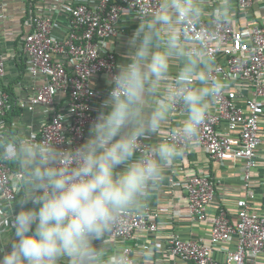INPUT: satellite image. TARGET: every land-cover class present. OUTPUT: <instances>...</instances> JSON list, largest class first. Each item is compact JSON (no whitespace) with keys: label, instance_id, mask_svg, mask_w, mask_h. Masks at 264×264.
<instances>
[{"label":"clouds","instance_id":"1","mask_svg":"<svg viewBox=\"0 0 264 264\" xmlns=\"http://www.w3.org/2000/svg\"><path fill=\"white\" fill-rule=\"evenodd\" d=\"M232 10V0H157L137 12L125 62L75 147L37 142L23 123L0 130V163L20 170L13 201L0 202V237L8 234L0 264H149L154 250L111 252L108 237L197 146L210 104L227 87L213 77L210 47ZM177 106L184 119L172 128Z\"/></svg>","mask_w":264,"mask_h":264},{"label":"built area","instance_id":"2","mask_svg":"<svg viewBox=\"0 0 264 264\" xmlns=\"http://www.w3.org/2000/svg\"><path fill=\"white\" fill-rule=\"evenodd\" d=\"M253 1L236 0V6L242 14H249ZM156 3L157 0H85L68 6L64 13L65 33L61 38L52 33L49 14L33 15L26 21L30 31L25 34L22 47L28 59L27 69L42 82L20 106L33 110L43 103L55 109L58 100L63 105L54 110L42 126L39 137L35 138L37 142L48 141L66 148L84 141L87 127L97 116L92 105L96 91L90 78L106 74L109 81L118 64L116 54L105 47L108 40L117 35L121 16L151 11ZM59 52L67 54L66 61L53 58ZM210 54L215 61L213 77L223 80L227 87L210 104L196 143L216 161H241L243 188L252 198L249 173L256 166L259 154L264 162L261 121L264 114V27L258 24L236 27L232 21L220 29V39L210 47ZM4 66L0 53V78ZM1 85L0 125L10 108L8 95ZM246 86H251L250 95L244 93ZM173 112L184 115L179 106ZM13 175L8 163H0V198L7 201H13L16 196L11 184ZM182 186L187 195L189 217L207 222L209 234L207 242L172 234L169 253L173 257L184 264H245L246 259L264 257V214L251 210L246 198L236 200L234 219L228 215L227 206L222 205L210 216L211 205L223 183L207 174H191ZM157 215L147 208L141 212L133 210L119 222L110 237L128 240L137 230L153 232L158 224ZM218 247H222L219 258L215 253ZM121 251L133 252L127 245Z\"/></svg>","mask_w":264,"mask_h":264},{"label":"crops","instance_id":"3","mask_svg":"<svg viewBox=\"0 0 264 264\" xmlns=\"http://www.w3.org/2000/svg\"><path fill=\"white\" fill-rule=\"evenodd\" d=\"M85 0H0V53L4 58V74L0 78L3 86L11 88L13 92V102L10 104L20 106V103L30 98L36 88L41 84L39 77H33L28 71V59L23 51L22 43L26 33L30 31V26L26 21L33 15L49 14L52 18V33L61 38L64 35L66 19L64 16L68 6H75ZM212 2V0L210 1ZM232 21L236 27L246 24H258L264 27V0H254L249 14H242L236 6V0H232ZM138 20L136 14H125L120 17L117 24L118 33L108 40L105 47L116 54L118 64L124 61V54L127 52V39L132 35L137 27ZM55 60H67L65 52L55 53ZM117 70V68H116ZM108 75L95 74L90 78L91 85L96 91V96L92 101L94 113L97 115L101 109L102 102L108 97ZM244 93L250 95L251 86L244 87ZM62 101V97L60 96ZM15 103V104H14ZM10 105V107H11ZM53 109L46 104H38L33 110L22 108L15 112L10 124L2 123L0 130L15 129V126L26 124L32 132L34 138H38L42 126L50 119L54 110L63 107L60 100ZM21 107V106H20ZM10 109V108H9ZM8 109V110H9ZM64 110V109H63ZM184 119V115L175 112L170 113L168 126L174 128ZM264 126V114L262 116ZM89 125L86 129L85 138L89 135ZM159 137L147 141L154 144ZM20 171L17 167L14 173ZM21 176L23 173H20ZM191 174H207L216 181L223 183V187L218 189L216 198L211 205L212 216L218 206H227L228 215L234 219L236 207L235 202L239 198H246L250 209L264 214V162L261 154L258 156L256 166L250 171L249 189L253 197L247 196V191L243 188V164L241 161L214 160L210 158L205 150L198 144L195 148L188 147L183 155L178 158L166 171L164 179L159 188L151 194L149 199L134 211L141 212L144 208L157 213V228L153 232L137 230L130 239L122 240L108 237L112 248L108 251L115 252L124 246H130L132 253L137 250H154L152 260L149 264H184L169 253V239L172 234H179L184 238L199 239L208 241L209 224L194 221L188 215L187 195L182 186L185 178ZM0 202L10 203L0 198ZM7 233L0 240H5ZM103 247V246H102ZM222 247H218L216 256L221 257ZM105 253L102 252L103 256ZM245 264H264V257L257 259H246Z\"/></svg>","mask_w":264,"mask_h":264},{"label":"trees","instance_id":"4","mask_svg":"<svg viewBox=\"0 0 264 264\" xmlns=\"http://www.w3.org/2000/svg\"><path fill=\"white\" fill-rule=\"evenodd\" d=\"M1 85V84H0ZM2 86V89L7 93V95H8V102H9V100H10V102L12 103L13 102V92L11 91V88H8L7 86L5 87V86H3V85H1ZM9 102V103H10ZM15 104V103H14ZM11 105V104H10ZM18 105V104H17ZM17 105H11V107H10V109L9 110H7V112H6V114H5V116H3V121H4V123H7V125H9L10 124V121H11V117H12V115L15 113V112H18L19 110H21L22 111V107H20V106H17ZM19 109V110H18ZM8 128L10 129V126H8ZM8 165H9V167H10V169L12 170V172H14L15 170H16V166L15 165H13V164H11V163H8Z\"/></svg>","mask_w":264,"mask_h":264}]
</instances>
